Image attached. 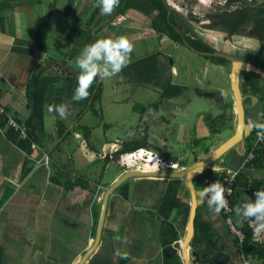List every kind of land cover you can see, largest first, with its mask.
<instances>
[{
	"label": "crops",
	"instance_id": "0c3cea01",
	"mask_svg": "<svg viewBox=\"0 0 264 264\" xmlns=\"http://www.w3.org/2000/svg\"><path fill=\"white\" fill-rule=\"evenodd\" d=\"M64 1L68 2L59 0L56 3L51 17ZM52 3L54 0L36 2L42 7L43 12L40 13L45 19ZM36 4L30 6L24 5L23 0H0V104L14 111L23 121L30 115L26 97L29 79L44 57L49 55L48 52L39 51L34 44L37 24L41 20L35 21V32H29L25 21L28 13L35 19ZM14 8L19 10L14 11ZM61 31L62 34L67 33V30ZM116 32L115 27L110 26L105 33L114 38L117 37ZM48 33H51L50 29ZM99 33L105 34L103 29ZM122 33L130 35L129 41L134 39L131 34ZM173 45L175 48L180 46L179 43ZM184 46L191 53H197ZM252 47L253 52L260 49ZM143 48L146 46L138 50L142 51ZM146 49L164 50L161 46H147ZM201 56L204 57L201 61L193 58L188 63L187 71L182 72L181 66L173 64V82L182 86L183 92L178 97L137 108L141 114L140 124L136 128L124 127L120 136L116 132H108L112 130L110 124H102L100 128L104 132V139L95 144L90 137V145L83 132L78 130V123L81 128L85 124L75 117V112L67 116L69 129H72L71 132L77 129L83 135L91 151L90 156L83 155L75 141H70L71 133L70 137L56 145L55 115L49 114L46 118L47 134L43 148L37 147L30 154L7 137V125L0 126V199L11 191L0 206L2 264H185L180 248L186 237L193 199L198 203L195 233L197 230L202 239L197 245L200 257L207 256L217 264H241L240 247L225 222L222 209L219 213L212 212L206 194L204 196L202 193L208 185L203 180L206 171H212L213 181H221V174L227 169H240L231 197L232 207L254 199L256 190H264V144L258 149L254 161L243 164L259 128L255 125L264 122L261 92L253 88L258 84L264 90V82L248 71L241 73V91L244 95L258 96L259 101L255 99L252 103L251 98L244 101V106L248 107L245 123L252 126L243 128L247 137L199 171L190 181L193 189L183 178L160 176L158 173L152 174L159 171H150L149 176L127 180V189L123 188L125 192L121 189L125 183L118 186L105 200L102 215L106 191L126 172L124 168L109 172L112 163L123 167L113 160L114 153L123 144L141 143L140 148L147 147L178 162L181 166L178 171H181L195 160H201L217 150L236 133L238 120L230 81L231 63L220 64L206 55ZM241 59L256 65L255 59ZM178 76L184 81H175ZM192 97L200 102L198 106L194 105ZM177 99L186 104L179 105L175 102ZM185 144L187 148L182 150ZM70 147L75 149L68 150ZM44 153L49 156L48 162L43 159ZM107 154L109 158H106ZM93 164L97 165L93 167ZM53 165L72 179L83 178L88 182L87 188L75 186L67 189L63 177L57 175L62 179L60 182L55 180ZM29 167L31 170L26 174ZM233 218L243 229L250 230L244 252L257 258L254 264H264V243L254 244L250 240L257 221L254 218L245 220L235 212ZM192 240L188 254L199 264L193 255ZM176 244H180V247H176ZM170 246L174 252L169 249ZM253 247L256 254L252 252ZM91 249L89 256L83 259ZM259 251H262L261 256L257 254Z\"/></svg>",
	"mask_w": 264,
	"mask_h": 264
},
{
	"label": "trees",
	"instance_id": "16d2710c",
	"mask_svg": "<svg viewBox=\"0 0 264 264\" xmlns=\"http://www.w3.org/2000/svg\"><path fill=\"white\" fill-rule=\"evenodd\" d=\"M37 0H23V4L34 5ZM59 0H54L52 6H50V11L48 13L45 21L39 22L37 25V33L34 36V44L39 51H45L46 40L48 38V26L51 19V11L55 7ZM94 3L98 4V0H93ZM74 0H68L66 5V12L73 7ZM112 14L110 15V20L121 15H126L129 10H137L142 15L146 17H151V27L159 35L167 36L174 43H179L185 45L184 40H186L191 46L195 47L198 51L213 52L215 49L209 45L207 42L200 38H196L193 35H188L184 25L180 23L177 13L173 10L166 0H119V4L113 8ZM94 16H89L86 22H79L80 18H75L72 25V33L75 41L81 42L82 47L85 44L91 43L98 37L99 31L106 26L107 23L100 25V27L94 30L92 27V21ZM198 19V18H197ZM202 23V22H201ZM110 24V23H109ZM107 24V25H109ZM204 27L210 29L221 30L228 35H245L262 41L260 49L253 53L255 56V61L257 67L264 70V7L250 9L244 8L237 10L235 12H217L213 14ZM82 26V27H81ZM159 35V36H160ZM33 49V48H32ZM27 51L30 49H26ZM74 55V54H73ZM209 57V56H206ZM211 60L218 62L220 64H229L230 62L222 57H210ZM174 61L172 56L165 53L162 50H156L154 52L147 53L141 57L133 58L129 63L122 68L121 72L118 74L119 78L123 82L130 83L135 86H150L156 88L160 92V101L164 99H170L173 97H178L183 92V87L175 84L173 82V67ZM78 69L70 65L67 58H57L52 55L44 57V61L38 66V68L32 73L28 86H27V104L30 108V115L26 120H22L14 111L8 109L6 110L12 112L17 121L21 122L27 131V136L22 137L17 130L9 128L7 126L6 135L9 139L14 141L19 148L23 149L27 154L32 153L33 149L43 148L45 143V138L47 134L46 129V118L49 114L57 116L56 119V137L58 139V144L60 141L66 139L71 133L72 129H69V121L67 116H70L75 112V117L83 120L84 115L88 110H91L93 114L100 117L97 109H95V104L100 101L102 95V83L98 78L89 87V95L81 100H73L72 93L76 86V75ZM254 84V83H253ZM255 85V84H254ZM255 91H260L264 102V90L258 86H253ZM59 103H64L69 107V114L61 117L55 110V106ZM160 103V102H158ZM156 103L155 105H158ZM3 105V104H2ZM77 110L74 111V108ZM141 108V107H140ZM7 125V116L5 114H0V126L5 127ZM78 130L83 132L85 139L91 145L92 138V127L85 124L83 128L78 127ZM36 144V148L33 144ZM141 143L136 145H131L129 143L123 144L120 149H118L114 155V162L118 161L121 154L125 152H130L135 149L140 148ZM96 149V148H95ZM51 162V161H50ZM49 162V164H50ZM53 169L56 172L55 180L60 182L63 177L65 180V186L67 189H72L75 186H82L87 188L88 182L81 177H76L72 179L69 174L63 173L60 168L57 169L53 165ZM31 170L29 167L26 170L28 174ZM212 171L208 170L203 175L204 178L214 179V175L211 174ZM127 184L125 182L121 189H127ZM125 192V190L123 189ZM11 191L5 193V196L0 199V206L6 201ZM174 196V195H173ZM172 196V197H173ZM170 200V198H169ZM187 217V215H186ZM198 219H195V222ZM247 235V242L249 239V231L244 229ZM200 234L197 232L192 240L193 255H195L197 261L204 262L209 259L207 256L200 257V252L197 249L198 243L201 242ZM176 239V235L174 236ZM214 246V244H210ZM173 252L172 246L169 247ZM252 252L256 254V248H252ZM259 251L257 254H261ZM2 255L0 253V264H2ZM176 260L179 262V258Z\"/></svg>",
	"mask_w": 264,
	"mask_h": 264
},
{
	"label": "rangeland",
	"instance_id": "374dc122",
	"mask_svg": "<svg viewBox=\"0 0 264 264\" xmlns=\"http://www.w3.org/2000/svg\"><path fill=\"white\" fill-rule=\"evenodd\" d=\"M166 2L177 13L178 18L180 19V23L184 25V28L186 29V33L188 35H193L196 38H200L209 43L211 46L218 48L219 50H228L231 54L235 53L233 50H238L241 58H248L247 55L249 54V52L247 50H252V42H254V46L252 48H260L259 40L255 38L245 36L243 34L234 35L233 38H231V36H228L227 33L221 30L204 27L206 24H203V22H207L208 24V19H210L213 14H216L214 13V11L197 17L191 15L193 14L191 13V10L190 14L186 11V8L183 7L189 5L191 9H194V4H196L197 0H166ZM66 5L67 2L65 1L60 4L57 12H55V15H53V17H51L49 21L48 28L51 30V33H48V38L46 40L47 47L45 49V52H48L49 55L61 59L67 58L69 64L77 69L78 67L75 63V57L82 49V45L81 42L73 40L74 36L71 28L75 18H80L79 22L83 23L88 20L90 15L94 16V19L92 21V27H94V30H96V28L100 27V25L102 24L110 23L109 25L106 24V26L102 28L104 33L110 30V26H114L117 31L115 36L123 35L128 39L130 35L128 36L124 33L120 34V32L125 31L128 34H131V38L134 39L131 40L130 38V43H132L133 47L129 55V61L134 57L137 58L147 54L148 52H154V50H147V46H161L162 48H164L163 51L167 54H171V56L173 57L174 64L178 67H182V72L183 70H188V63L193 58L199 61H201V58H204L199 53H191L192 51H190L184 45L180 44L178 48H175V46L173 45L174 42L171 39L160 34L159 36L157 32L151 27V17H146L137 10H129L126 15H121L113 18V20L111 19V22H109V17L112 12L110 14L101 13L99 7L96 3H94L93 0H74L73 7L69 10V12H66ZM36 6V8L38 9L34 8L35 19L33 17H30V13H28V16H26L25 18V21L28 23L27 28L29 29V32L36 31V26L34 27L35 21H45V17L42 15V13H40L43 12L42 7L40 6V4H36ZM15 10H19V8H14V11ZM57 13H59V16H57ZM64 14L65 16H62ZM30 19L31 21L29 22ZM122 28L125 29L122 30ZM61 30H67V33L62 34L63 31ZM151 32L154 35H149ZM147 33L149 34L146 35ZM105 34L102 35L98 33L97 37H110L108 34ZM27 46L30 47L31 45ZM144 46H146L145 49L143 48L142 51L138 50V48ZM247 47L250 48L244 49ZM183 53L185 55H183ZM118 74L109 78H98L102 83V95L100 101L95 104V109L98 110L101 117L93 114L91 110H88L85 114V117L81 121V124L95 126L94 128H92L91 138L92 142H94L95 144H98L99 141L104 139V132L100 128L102 124H110L112 126V130L108 132L111 134L113 132H116L120 136V133L122 132V130H124V127L136 128L140 124L139 122L141 119V114L137 110V108L147 106L152 102H157L158 100H160V92L156 88L150 86H135L130 83L123 82L121 78H119ZM187 76L189 79L191 78L189 73H187ZM175 81L181 83L184 80L181 78V76H178L175 78ZM192 99L195 100L196 97H192ZM175 102H177L181 106H184L186 104L183 103V101L180 99L175 100ZM199 104L200 102L195 100L194 105L198 106ZM75 110L77 109L74 108V111ZM77 131V129H73V132H71V137L69 136L70 141H75L78 147L82 150L83 155L90 156L89 153L91 151L87 146H85L86 141L83 135L81 133H78ZM70 148L68 150L75 149V147ZM144 148L149 149L147 147ZM185 148H187L186 144L182 146V150ZM149 151H152L154 155H157L159 157L162 156L152 149H149ZM107 156H109V154H107ZM107 156L106 158L110 157ZM101 162L103 163V160H101ZM140 164L141 163L139 161L134 165H128V170H126L124 166L120 168L116 164L112 163L109 168V172L117 170L122 171L123 168L124 171L140 170L138 169V166ZM96 165L97 164H93V167Z\"/></svg>",
	"mask_w": 264,
	"mask_h": 264
},
{
	"label": "clouds",
	"instance_id": "9594fccd",
	"mask_svg": "<svg viewBox=\"0 0 264 264\" xmlns=\"http://www.w3.org/2000/svg\"><path fill=\"white\" fill-rule=\"evenodd\" d=\"M101 13L110 14L119 0H98ZM132 43L123 35L117 37H101L91 43L85 44L75 57V63L79 69L76 75V86L73 89L72 99L81 100L89 95V87L96 78L104 79L120 73L129 63V55ZM59 116L69 114V107L64 103L55 106ZM256 127L264 128V123H258ZM229 187L212 182L206 185L202 195L207 199L209 209L219 213L225 206V192ZM234 212L238 217L254 218L257 221V229H264V190H256L254 199L246 200L239 205H234Z\"/></svg>",
	"mask_w": 264,
	"mask_h": 264
},
{
	"label": "built area",
	"instance_id": "2783aa9c",
	"mask_svg": "<svg viewBox=\"0 0 264 264\" xmlns=\"http://www.w3.org/2000/svg\"><path fill=\"white\" fill-rule=\"evenodd\" d=\"M186 8V11L193 16H201L208 12L214 11L217 12H235L237 10H241L244 8H260L264 7V0H197L196 4H194V9L188 5L183 6ZM0 114H5L7 116V126L9 128H13L17 130L22 137L27 136L26 127L19 121L16 120L14 114L6 110L5 106L0 104ZM264 123V122H263ZM264 144V128L259 127L254 142L251 144L248 152L245 155L243 164L251 163L255 160L258 154V149ZM85 146L87 144L85 143ZM33 147H37L36 144H33ZM45 157L43 158L45 161H49V156L44 153ZM140 161V165L138 169L152 172V171H178L181 169V166L178 162L169 160L164 157H159L154 155L152 151L146 148H138L133 151H130L125 154H121L118 158V162L128 170V165H134ZM240 172V169H227L224 171V174H221V181H213L209 178H204V181L208 184L212 182H217L221 185H225L229 187L230 190L225 192V200L226 204L222 208V212L224 214V219L230 232L236 238L237 245L240 247L242 256H241V264H254V261L257 259L254 255L250 253L244 252V245L247 242V235L243 229V227L237 224L234 221L233 214L234 209L231 204V197L235 188V181ZM248 220V218H245ZM250 240L254 244H263L264 243V229H254L253 234L250 237ZM199 264H217L215 261L207 260L204 262H200Z\"/></svg>",
	"mask_w": 264,
	"mask_h": 264
},
{
	"label": "water",
	"instance_id": "95a60500",
	"mask_svg": "<svg viewBox=\"0 0 264 264\" xmlns=\"http://www.w3.org/2000/svg\"><path fill=\"white\" fill-rule=\"evenodd\" d=\"M184 43L187 47H189L191 50L201 54L206 55L209 57H222L228 60L231 63V71H230V81L232 86V92L235 98V106L237 108V120H238V127L236 130V133L229 139L225 144H223L221 147H219L217 150L211 152L208 154L205 158L201 160H195L193 164L187 166L181 171H162V172H152V174L158 173L160 176H167V177H173V178H183L186 180L187 185L190 187V189H193L191 186V179L193 181V177L199 172L204 170L207 166H210L225 150L230 148L231 146L235 145L244 137L246 136L245 133H243V128H251L252 126L245 123V118L247 116V110L248 107L244 106V101L247 98L252 99V103L256 99L259 101V97L252 94H243L241 91V73L243 71H248L251 73L252 76H255L259 78V80L264 82V70L257 67L251 62L244 61L241 58L235 57L229 53H226L224 51L215 50L213 52H204V51H198L195 47L191 46L186 40H184ZM254 106V105H252ZM242 129V130H241ZM247 137V136H246ZM109 157V156H107ZM150 172H145L141 170H130L123 173V175L110 187L105 193V198L103 201V210L102 215L105 211V200L110 196V194L121 184L125 183L127 180L129 181L133 177H144L149 176ZM199 195V194H198ZM197 201L196 199H193L191 204V210H190V216H189V224L187 228L186 237L184 239V242L182 244V247L180 248L183 251V258L185 264H196L195 261L190 257V253L188 254V247L189 243L192 240L194 233H195V217H196V210H197ZM102 217V216H101ZM176 247H180V244H176ZM91 250H88V252L85 254L83 259L87 258L89 254L91 253Z\"/></svg>",
	"mask_w": 264,
	"mask_h": 264
},
{
	"label": "flooded vegetation",
	"instance_id": "af4514ba",
	"mask_svg": "<svg viewBox=\"0 0 264 264\" xmlns=\"http://www.w3.org/2000/svg\"><path fill=\"white\" fill-rule=\"evenodd\" d=\"M228 35V34H227ZM228 36H231V38H233V36L234 35H228ZM206 42V41H205ZM259 44H260V46H261V44H262V41L261 40H259ZM213 47V46H212ZM214 48V47H213ZM240 49V48H239ZM233 50V49H232ZM231 50V51H232ZM235 53L233 54H231L230 53V51L229 52H226V53H229V54H231V55H233V56H235V57H240L241 55L238 53V50H233ZM248 52H249V54L247 55L248 56V58H251L252 60H254L255 59V56L253 55V53L254 52H252L251 50H247ZM247 58V57H246ZM78 125H80V123H78Z\"/></svg>",
	"mask_w": 264,
	"mask_h": 264
}]
</instances>
